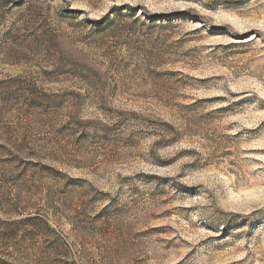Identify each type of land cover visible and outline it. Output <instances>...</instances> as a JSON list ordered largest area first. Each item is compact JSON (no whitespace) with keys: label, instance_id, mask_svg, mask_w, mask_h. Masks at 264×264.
<instances>
[{"label":"rangeland","instance_id":"obj_1","mask_svg":"<svg viewBox=\"0 0 264 264\" xmlns=\"http://www.w3.org/2000/svg\"><path fill=\"white\" fill-rule=\"evenodd\" d=\"M0 264H264V0H0Z\"/></svg>","mask_w":264,"mask_h":264}]
</instances>
